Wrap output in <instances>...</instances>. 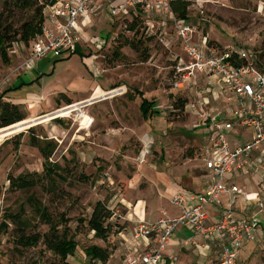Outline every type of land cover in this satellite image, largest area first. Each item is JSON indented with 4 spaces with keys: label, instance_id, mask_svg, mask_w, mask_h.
Returning a JSON list of instances; mask_svg holds the SVG:
<instances>
[{
    "label": "rangeland",
    "instance_id": "obj_1",
    "mask_svg": "<svg viewBox=\"0 0 264 264\" xmlns=\"http://www.w3.org/2000/svg\"><path fill=\"white\" fill-rule=\"evenodd\" d=\"M49 1L31 0L33 5L20 8L17 0H0V13L4 11L6 23L19 28L34 17L38 4ZM188 1L186 23L193 29V43L205 41L216 51L248 47L256 53V64L264 66V0ZM164 15H146L139 22L138 49L126 43L133 36L127 21L103 11L100 17L87 19L89 29L82 33L78 51L59 58L47 55L40 63L24 66L26 45L18 41L5 60L0 57L1 99L19 104L24 114L18 121L24 125L0 134V223L4 214L19 213L30 223L25 233L47 232L48 225L29 201L33 195L54 220L65 214L77 242L64 263L42 240L34 247L18 245L19 225L6 221L0 232V264H89L85 248L90 245L109 247L107 264H123L121 233L132 225L129 219L146 224L155 214L164 217L171 194L190 188L203 174L198 154L201 139L209 132L204 119L221 110L224 100L215 95L210 76L190 77L183 87L175 86L183 80L177 66L188 63V58L177 36L178 18ZM179 99L185 100L181 108L175 106ZM143 100L153 101L147 118L141 110ZM249 132L236 128L227 139L235 145L251 138ZM32 137L39 145L55 143L51 161L63 168V178L45 182L47 190L41 185L10 190L9 176L43 172V156ZM250 174L242 175L238 185L253 202L264 203V164ZM99 200L113 211L105 241L80 224ZM177 213L175 206L167 208V215ZM259 217L264 230V212ZM260 240L244 245L237 264H264V240ZM168 244V258L177 257L172 264H219L210 244L201 247L198 240L196 247L181 250L175 237Z\"/></svg>",
    "mask_w": 264,
    "mask_h": 264
},
{
    "label": "built area",
    "instance_id": "obj_2",
    "mask_svg": "<svg viewBox=\"0 0 264 264\" xmlns=\"http://www.w3.org/2000/svg\"><path fill=\"white\" fill-rule=\"evenodd\" d=\"M52 1L54 0L43 4L42 32L27 46L24 66L47 55L59 58L75 52L81 41L80 28L91 13L98 12L104 6L113 18L128 15L130 9L138 8L145 15L159 10L174 18L170 0H55L51 3ZM175 24L177 36L188 58V63L183 61L177 66L176 72L183 73V80H177L175 86L183 87L184 79L195 78L197 74L213 76L221 86L226 100L235 103L230 110L233 120L214 122L211 130L201 139L198 157L204 168L212 173L211 183L203 193L192 195L188 199L181 193L175 194L171 202L179 208L178 215L160 217L149 224L139 223L133 238H150L153 243H148L137 257L124 258L123 264H161L162 253L180 226L189 228L193 237L212 236L219 264H237L247 242L264 240L259 217L264 212L262 199L253 202L252 212L248 216L236 218L234 201L244 195V192L240 186L230 184L228 180L236 172L242 175L255 172L251 152L254 148L264 146V71L256 64L253 49L230 48L236 50L238 58L242 60L240 66H236L230 60L232 52L229 48L208 52L205 41L203 45L191 41L193 29L189 24L179 19ZM190 106L194 107V104ZM234 125L251 128L252 139L242 146L232 147L226 138V131ZM223 196L229 198L227 203H224ZM187 202L191 203L190 206L186 205ZM211 205L220 207L221 210L218 220L209 224L207 207ZM190 244H194L191 237L183 241L185 246ZM176 259L174 257L171 262Z\"/></svg>",
    "mask_w": 264,
    "mask_h": 264
},
{
    "label": "trees",
    "instance_id": "obj_3",
    "mask_svg": "<svg viewBox=\"0 0 264 264\" xmlns=\"http://www.w3.org/2000/svg\"><path fill=\"white\" fill-rule=\"evenodd\" d=\"M20 8H27L33 5L31 0H17ZM190 2L188 0H170L171 9L179 20L187 22L188 19V6ZM43 4H38L34 9V17L21 24L19 28H13L12 23L8 22L4 18V11L0 13V57L2 59L7 58L8 49L14 44V42L21 41L29 46L33 39L42 32L43 26ZM145 14L138 9H130L128 15L117 16V20L121 19L127 21L126 29L133 33L132 38L126 39V43L133 49H138L142 43L141 38H138V24L144 20ZM129 21V22H128ZM206 49L209 51V46L205 43ZM79 47L76 48V51ZM225 50V49H224ZM213 52H219L212 50ZM223 51V50H222ZM231 61L234 65L240 66V59L236 50L230 49ZM115 53L119 54L116 50ZM21 86V84L19 85ZM16 86L15 88H18ZM7 90H10L7 89ZM0 96V127H6L14 124L23 119L24 114L20 109V105L11 101H3ZM179 104L175 106L181 108L184 106L185 100L179 99ZM153 101L143 100L141 104V110L145 118L151 116V106ZM61 123V120H58ZM38 140L32 137V144L39 146L40 152L43 156V172L41 174L37 172H31L26 174H18L17 176H9V189L10 190H26L38 185H41L43 189L47 190L45 182L48 184H54L58 178H63V168H60L58 164L51 161V154L55 148V143L51 140L46 141L43 145H39ZM29 201L32 204L34 212L38 215L41 221L48 225V231L43 234L29 235L25 233V228L30 225L27 219L22 218L19 213H6L4 214V220L0 223V232L4 231L7 227V222L10 221L14 225H19L18 233L15 236V241L18 245L24 247H34L40 240L45 245V248L49 250L60 261H66L67 257L72 255L77 247V242L70 234V228L68 226V218L65 214H61L58 220H54L49 214L46 206L35 197L29 196ZM113 216V211L103 201H97L91 210L88 218H80V224L85 226L94 234V237L105 241L110 233L111 227L109 220ZM21 226V227H20ZM85 254L89 257V264H107L111 257V251L109 247H102L98 245H90L85 248Z\"/></svg>",
    "mask_w": 264,
    "mask_h": 264
},
{
    "label": "crops",
    "instance_id": "obj_4",
    "mask_svg": "<svg viewBox=\"0 0 264 264\" xmlns=\"http://www.w3.org/2000/svg\"><path fill=\"white\" fill-rule=\"evenodd\" d=\"M103 11H106V6L103 7V9L99 10L98 12L96 13H91L90 14V17H100L101 16V13ZM151 16H162L164 17V13L162 11H159V10H155V11H152L150 12ZM88 21H86V23L82 26V28H80V32H81V39H83V36H82V33L85 31V30H88L89 28L88 27ZM84 27V28H83ZM203 43V42H202ZM203 45V44H201ZM79 47V45H78ZM26 54H27V46H26ZM208 49V48H207ZM213 49H209V51H212ZM41 59L38 60V63H40ZM260 63V62H259ZM261 64V63H260ZM258 64L259 68L261 70L264 71V66L263 65H260ZM197 76H210V75H207V74H197L195 76V78H197ZM210 78H212L214 80V82L212 83H215L216 87H215V90L217 92H215V95L220 98V99H223L224 100V107L221 109V110H216V112L214 114H207L209 116H206L205 119H204V124L209 128V130H211V126L214 122H223V121H229V120H233V115L230 114V110L231 108L233 107V105H235L234 102H231V101H227L226 98L223 96L222 94V88L219 84H217L215 78L213 76H210ZM208 84H210V82H208ZM210 88V87H209ZM208 88V89H209ZM211 89V88H210ZM214 94V92H213ZM203 103H208L207 101H203ZM240 129V130H249L251 133V138H247L244 142H241V143H236L235 145H232V147H236V146H242L244 144H246L249 140L252 139L253 137V130L251 128H248V127H245V126H240V125H234L232 127V129L226 131V138H227V135L231 134V132L234 130V129ZM228 140V139H227ZM264 149V146H260L259 148H254L251 152V158L253 159V163H254V166H255V171L256 170H259V167L261 164H264V152L262 151ZM255 173V172H253ZM252 173V174H253ZM250 174V175H252ZM242 176V174H239V173H233L231 174L229 177H228V180H229V183L230 184H236L238 185V179ZM212 173L207 171L204 166H203V174L196 178V179H193V182L190 183V188H180L179 191H175L171 194V198H170V202L169 204L170 205H173L175 206L172 202H171V199L173 198V196L175 194H178V193H181L183 194L187 199L192 196V195H198V194H201L203 193V191L205 190L206 186L209 185L212 181ZM240 186V185H238ZM241 187V186H240ZM242 188V187H241ZM243 192H244V195H241L239 198H237L235 201H234V215L236 218H240V217H246L248 216L252 211H251V208H252V205H253V201H252V197L249 195V192H245L244 189H243ZM259 195H257V198H258ZM228 197L227 196H223V201L224 203H227L228 202ZM191 203L187 202V206H190ZM169 205V206H170ZM168 206V207H169ZM167 207V208H168ZM177 209H178V213L176 215H178L180 213V210L177 206H175ZM167 208L164 209L165 211V216L164 217H174V216H169L167 215ZM221 208L220 207H217V206H208L207 207V211H208V220L207 222L210 224V223H213L215 221L218 220L219 218V212H220ZM154 219L152 221H147L146 224H149L155 220H157L158 218H160L158 215H154L153 216ZM261 219V218H260ZM129 222L132 223V225H128L124 228V231L121 233V237H122V240H123V244H124V247H122V253L121 255L123 256V259L126 258V257H137L146 247H147V244L148 243H153V239H150V238H146V239H134L133 238V234H134V231H135V228L137 227V225L139 223H142L144 224L143 222H141L140 220L138 219H129ZM177 232V234H176ZM175 237V245H178L180 247L181 250H185V248L187 247H190L191 246H194L196 247L198 245V240L201 244V247H204L206 246L207 244H210L212 246L213 249L216 250L217 252V248L215 246V242L213 241V237L212 236H192V232L189 228H186L184 226L180 227L177 231H175V233L171 236L170 240L172 238ZM192 238V240L194 241V244H190L188 246H185L183 245V241L186 240L187 238ZM170 240L168 243H170ZM169 245V244H167ZM166 248L167 246L165 247V250L163 251L162 255H163V260L161 262V264H172L171 260L168 258L169 254L167 251H166ZM123 262V260H122Z\"/></svg>",
    "mask_w": 264,
    "mask_h": 264
},
{
    "label": "bare ground",
    "instance_id": "obj_5",
    "mask_svg": "<svg viewBox=\"0 0 264 264\" xmlns=\"http://www.w3.org/2000/svg\"><path fill=\"white\" fill-rule=\"evenodd\" d=\"M61 111V110H60ZM90 123V122H89ZM84 124H86V122L84 123ZM22 125H24V124H22V123H20V122H17V123H15V124H13V125H10V126H8V127H5V128H3V129H1L0 130V134H2V133H11V132H14V131H16L18 128H20ZM89 126V125H88ZM15 129V130H14ZM13 130V131H12ZM1 140V139H0Z\"/></svg>",
    "mask_w": 264,
    "mask_h": 264
}]
</instances>
